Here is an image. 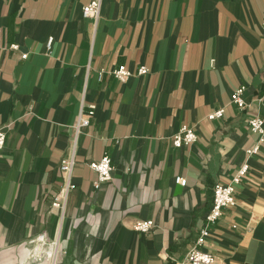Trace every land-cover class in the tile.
<instances>
[{
    "label": "crops",
    "instance_id": "crops-1",
    "mask_svg": "<svg viewBox=\"0 0 264 264\" xmlns=\"http://www.w3.org/2000/svg\"><path fill=\"white\" fill-rule=\"evenodd\" d=\"M90 1L0 0V264H50L32 263L41 233L57 240L55 264H189L214 185L252 146L236 204L200 249L213 264H264V142L247 123L264 126V0H101L95 29L81 13ZM120 65L124 83L110 74ZM240 86L243 110L230 101ZM82 97L95 110L61 217L50 204ZM183 126L197 141L175 148ZM104 155L112 180L96 187L88 164ZM135 220L153 227L136 232Z\"/></svg>",
    "mask_w": 264,
    "mask_h": 264
},
{
    "label": "built area",
    "instance_id": "built-area-1",
    "mask_svg": "<svg viewBox=\"0 0 264 264\" xmlns=\"http://www.w3.org/2000/svg\"><path fill=\"white\" fill-rule=\"evenodd\" d=\"M101 0H91L88 4L82 8V17L92 20L93 28H96V24L100 17ZM261 28L264 31V17L261 21ZM52 38L47 41V48L50 49L52 44ZM12 50H18L17 44L10 46ZM27 53L21 54V59H26ZM147 73L145 66H140L137 70V75H144ZM110 74L118 81L124 83L131 76L132 73L124 65H120L110 71ZM245 86H240L234 90L230 95V101L238 109L243 110L247 107L243 93ZM95 105H86L82 97L79 104V111L73 122L71 128L73 130V136L71 139V145L69 153L66 157H63L59 162V171L62 176L63 185L61 189L53 196L50 208L59 212L60 216L64 215L67 200L69 194L76 188L72 182L73 168L75 165V155L78 135L90 124V120L93 117ZM224 108H219L208 114V120H219L224 117ZM250 131L254 134H258V142H264V126L263 121L259 118H253L247 121ZM6 140V132L0 128V150L3 149ZM197 141V134L194 129L183 126L172 137V146L180 148L182 146H190ZM259 153L258 146H252L245 150L247 158L237 169L236 173L231 177L228 183H216L213 187V197L210 210L205 216L204 226L199 232V236L196 239L194 245L189 249L185 256V261L189 264H213V255L210 252H206L200 249L209 236V226L217 222L221 217L222 211L225 208L233 207L236 204L235 193L237 186L245 179L249 171L248 158L251 155ZM88 167L96 174L95 186L98 184L110 182L112 180L113 166L111 158L108 155H104L98 161H92L88 164ZM175 183L181 186H185L186 180L181 177L175 178ZM132 229L139 233H146L153 227L151 220H135L131 225ZM32 263H41L48 261L50 264H55L57 257L58 244L57 240H49L46 234H38L31 242ZM56 249L54 259L52 260L46 253V251Z\"/></svg>",
    "mask_w": 264,
    "mask_h": 264
},
{
    "label": "bare ground",
    "instance_id": "bare-ground-1",
    "mask_svg": "<svg viewBox=\"0 0 264 264\" xmlns=\"http://www.w3.org/2000/svg\"><path fill=\"white\" fill-rule=\"evenodd\" d=\"M47 255L53 260L54 259V255L56 253V249H51V250H48L46 251Z\"/></svg>",
    "mask_w": 264,
    "mask_h": 264
}]
</instances>
